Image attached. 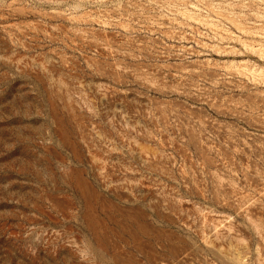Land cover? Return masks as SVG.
<instances>
[{"label":"rangeland","instance_id":"374dc122","mask_svg":"<svg viewBox=\"0 0 264 264\" xmlns=\"http://www.w3.org/2000/svg\"><path fill=\"white\" fill-rule=\"evenodd\" d=\"M0 264H264V0H0Z\"/></svg>","mask_w":264,"mask_h":264}]
</instances>
